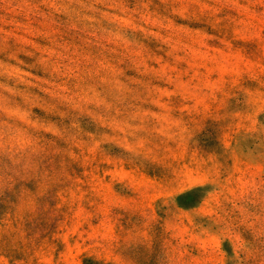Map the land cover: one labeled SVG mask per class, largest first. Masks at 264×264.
<instances>
[{
	"label": "rangeland",
	"instance_id": "374dc122",
	"mask_svg": "<svg viewBox=\"0 0 264 264\" xmlns=\"http://www.w3.org/2000/svg\"><path fill=\"white\" fill-rule=\"evenodd\" d=\"M0 264H264V0H0Z\"/></svg>",
	"mask_w": 264,
	"mask_h": 264
}]
</instances>
